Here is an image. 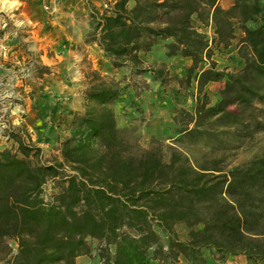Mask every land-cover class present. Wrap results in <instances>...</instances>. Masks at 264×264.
I'll return each instance as SVG.
<instances>
[{
	"label": "trees",
	"instance_id": "16d2710c",
	"mask_svg": "<svg viewBox=\"0 0 264 264\" xmlns=\"http://www.w3.org/2000/svg\"><path fill=\"white\" fill-rule=\"evenodd\" d=\"M105 5L91 11L86 41L113 67L164 80L163 67L146 68L141 58L164 40L166 56L191 59L187 79L194 74L199 91L210 81L224 82L213 103L197 99L192 112L182 110L188 118L178 130L182 137L219 136L220 128L250 137L264 130L249 111L264 101V0H233L228 8L219 0ZM208 25L215 33L211 41L200 31ZM237 31L239 67L217 69L209 43L228 47ZM88 79L83 110L73 116L55 162H43L40 148L16 129L5 132L10 146L0 149V261L76 264L77 256L94 251L101 264H150L167 254L200 264L201 251L214 249L264 264V146L230 168L220 158L193 164L163 142L141 148L117 126L111 106L127 84L95 70ZM179 223L188 229L186 240L175 236ZM160 233L168 237L166 248Z\"/></svg>",
	"mask_w": 264,
	"mask_h": 264
},
{
	"label": "rangeland",
	"instance_id": "374dc122",
	"mask_svg": "<svg viewBox=\"0 0 264 264\" xmlns=\"http://www.w3.org/2000/svg\"><path fill=\"white\" fill-rule=\"evenodd\" d=\"M47 1L48 9L42 7L40 0H19V3L15 4L8 0L6 4L9 6L6 9L4 7L0 9V132L9 123L18 124L24 121V127L33 134L23 118L30 115L29 111L36 104L38 93L45 90L44 86H49L48 84L54 81L79 82L74 89H78L80 93L78 95L81 99L79 113L82 112V91L89 82L90 72L95 70L121 81L122 86L127 84L125 92L111 106L115 113L117 126L126 129L131 142L141 148H148L158 142H163L184 152L193 164H199L205 159L220 158L222 165L226 168L245 163L262 151L264 130H257L250 137H242L237 128H220L216 129V132H222L219 133V136L204 135L197 139L182 137L178 133L179 128L188 125V118L184 116L182 110L192 112L197 99H206L213 103L218 98L220 87L223 86L222 80H218L216 84L209 82L199 91L194 84V74L191 79H187L188 67L171 66L166 60L162 61L168 57L165 51V41L156 42L153 46L154 49L141 54L146 68L159 66L164 68L166 74L164 80L151 79L149 71L137 72L128 66L115 68L110 60L103 56L98 47L92 46L86 41L91 29L90 15L91 11L95 9L93 6L103 10L106 0ZM70 1H72V5L81 2L82 8L80 10L65 8V4H69ZM58 5L61 6L58 7ZM50 18L55 23L47 20ZM25 19L32 22L28 24L25 22V27L15 25L16 21ZM4 22L7 23L6 26H3ZM67 22L83 26V29L80 30L81 37L74 35L73 39H70L71 41H66V38L60 35L68 28ZM58 27L62 31H55ZM204 27H200V31L206 35L208 41H211L213 38L209 39L212 36L211 31L204 32ZM210 30L213 29L210 28ZM240 36L241 33L237 31V39L232 40L228 47L216 45L213 42L209 43L212 49L211 56L217 64V69L234 71L239 67L240 61L236 47ZM43 47H46L45 53ZM206 66H208L207 63L201 64L199 70ZM26 68L29 70V76L25 78L23 72L27 71ZM63 89L66 91L58 92L57 90L52 93L54 102L50 103L51 112L55 109V112L59 111L61 114L66 109L68 98L75 96L73 89H69V87H63ZM134 91L138 94H147L146 96L149 98L157 97L158 101L166 105L167 108V102L171 96L172 100L175 97V100L181 101L182 105L168 111L159 105L151 107L149 104L152 103V100H149L146 101L147 111L144 113L132 106L133 101L130 100V94H134ZM148 91L149 93H146ZM51 106L53 107L51 108ZM249 111L258 115L264 122V101H255ZM54 120L56 125L62 124L63 119L57 116ZM153 126L158 127L159 131L163 128V132L160 135L157 134L158 136L153 135ZM29 136L31 138V135ZM34 137L35 140L31 139V142L33 144L35 142V145L37 142L44 143L46 141L36 139L37 136ZM9 146L10 144L5 141V138H0V149ZM51 149L55 148L49 145L43 146V150L41 149L42 156L40 158L43 162H55L59 153H52ZM58 183L59 180H56L55 186ZM48 191H52L51 184L48 185ZM174 231L178 239L186 240L188 238V229L183 223L175 225ZM167 241L168 237L164 233H160V244L165 247ZM11 243L13 252H15L16 244L13 241ZM91 245L95 246L94 243ZM201 253L203 261L200 264H262L260 261L248 260L242 254L230 255L219 253L214 249H203ZM87 256L90 258L89 264H101L94 251ZM185 262L181 256L177 258L173 254H167L165 258L151 260L150 264H185ZM0 264H8V262L0 261Z\"/></svg>",
	"mask_w": 264,
	"mask_h": 264
},
{
	"label": "crops",
	"instance_id": "0c3cea01",
	"mask_svg": "<svg viewBox=\"0 0 264 264\" xmlns=\"http://www.w3.org/2000/svg\"><path fill=\"white\" fill-rule=\"evenodd\" d=\"M12 1V0H11ZM109 1H114V0H106L105 2H109ZM11 3V2H9ZM15 3H19V0H16ZM233 3V0H219V5L223 8H228L231 4ZM78 2H76V4L72 5V1L69 2V4H65V8H74V10H80L82 7V3L80 2V4H78ZM99 5V4H97ZM105 5V3H104ZM9 6V4H4L2 7H4V9H6ZM61 5H58V7H60ZM2 7H0V9H2ZM95 8H97L98 10H100L97 6H93ZM102 11V10H100ZM49 22L55 23V21H52L53 19H47ZM27 24L31 23V20H24ZM72 23H68V28L65 29L64 31H62V29H60L59 27L57 29H55V31H62L60 33L61 36L66 38V41H71L70 39H73V36L75 35V37L80 35V30L83 29V26L81 24H79L78 26ZM198 24V23H197ZM203 27V26H201ZM205 30L204 32H210L211 31V35L209 37V39L213 36H215L214 30H210L213 29V27L211 25L205 26L204 27ZM72 30V31H71ZM242 35V34H241ZM237 39V38H236ZM158 41H164V40H158ZM157 41V42H158ZM92 46L98 47L95 43H90ZM158 45V43H157ZM155 46V45H154ZM44 48V53L46 50V47ZM151 49H154V47H152ZM166 49V48H165ZM166 51V50H165ZM42 57V56H40ZM239 59V58H238ZM45 60V59H44ZM171 65V66H186V67H190L191 65V59L189 57H183L180 55H176V56H171V57H167L162 61H165ZM240 61V59H239ZM151 78V77H150ZM152 79V78H151ZM213 84H216L218 81H210ZM220 82V81H219ZM48 83V81H47ZM209 83V82H208ZM79 82H73V81H65V82H51L50 84H48L49 86H44L43 91L39 92L37 95V102L35 105H33V109H31L29 111V116L23 118L25 120V123L27 124L28 128L33 131L34 136H37L36 139L38 140H46L44 143H36L37 146H40L41 149L43 150V146H53V148L55 149H51L52 153H59L62 141L67 138L70 133H71V121L72 118L75 114L79 113V111L81 110V99H80V93L78 92V89H74L78 86ZM194 84L196 85V81H194ZM221 84L223 85L224 82L221 81ZM63 87H69V89H73V94L75 96L68 98V102H66V109L62 111V113L60 114L59 111L55 112V109L52 110V112L50 111V103L54 102V98L52 97L54 92H63L66 91V89L64 90ZM223 87V86H222ZM222 87H220V90L222 89ZM196 89V88H195ZM146 93H149L146 92ZM130 100L133 101V108L136 109H140L139 111H143L144 113L147 111V106H146V101L152 100V103H150L149 105L151 107H155L156 105L162 107L165 110L168 111H172L173 109H175L176 107H178L179 105H182V102L175 100H172V96L169 97V101L167 102L168 108L166 105H164L163 103L161 104L160 101H158V98L154 96L152 97H148L146 96L147 94H130ZM156 106V107H157ZM53 106H51L52 108ZM169 114V113H168ZM60 117L61 119H63L61 122L62 124L58 123L55 125V117L57 118ZM53 123V124H52ZM60 127H57V126ZM163 132V128L158 129V127L153 126L152 128V134L155 136H158L157 134H161ZM31 135V139L35 140L33 134L29 133ZM34 137V138H33ZM35 144V142H34ZM45 151V150H44ZM166 248V246L164 247ZM183 257L184 260L186 261L185 264H188V260L181 254H179L177 256V258ZM156 261V260H154ZM76 264H89L90 262V258L87 255H81V256H77L75 259Z\"/></svg>",
	"mask_w": 264,
	"mask_h": 264
},
{
	"label": "built area",
	"instance_id": "2783aa9c",
	"mask_svg": "<svg viewBox=\"0 0 264 264\" xmlns=\"http://www.w3.org/2000/svg\"><path fill=\"white\" fill-rule=\"evenodd\" d=\"M41 1V5L44 9H48L49 8V3L47 0H40ZM6 22L3 23V26H6ZM15 25L17 27L21 26V27H25V21L24 20H18L15 22ZM17 33V32H16ZM213 38H215V36H213ZM27 71L23 72L24 77H28L29 76V70L28 68H26ZM24 70V69H23ZM24 121L19 122L18 124H13V123H9L8 125H5L3 129H1L0 132V138H5V140L7 139V136L5 135L6 131H12L14 129H16L17 132H19V134H21V136L24 138V140L26 142H28V140L30 138V132L26 129V127H24ZM32 141V140H31ZM35 145V144H34ZM40 148V156H42V150L41 147L38 146ZM99 261L102 263V261L99 259Z\"/></svg>",
	"mask_w": 264,
	"mask_h": 264
},
{
	"label": "clouds",
	"instance_id": "9594fccd",
	"mask_svg": "<svg viewBox=\"0 0 264 264\" xmlns=\"http://www.w3.org/2000/svg\"><path fill=\"white\" fill-rule=\"evenodd\" d=\"M16 0H12V3L15 4ZM8 3V0H0V7H2L4 4Z\"/></svg>",
	"mask_w": 264,
	"mask_h": 264
}]
</instances>
